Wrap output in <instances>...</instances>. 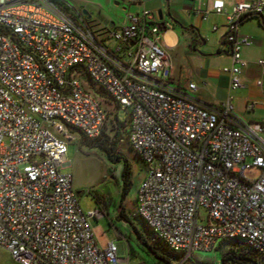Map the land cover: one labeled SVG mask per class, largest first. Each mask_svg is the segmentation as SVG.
Here are the masks:
<instances>
[{
  "label": "built area",
  "instance_id": "built-area-1",
  "mask_svg": "<svg viewBox=\"0 0 264 264\" xmlns=\"http://www.w3.org/2000/svg\"><path fill=\"white\" fill-rule=\"evenodd\" d=\"M63 3L0 0V249L10 264H131L114 242L99 248L89 220L104 211L84 213L62 171L67 145L98 138L108 120L88 85L127 112L129 145L146 167L136 214L155 237L186 258L240 241L264 264V119L247 124L232 96L213 106L191 95L194 83L173 84L162 45L172 24L156 12L127 13L98 32ZM213 10L228 21L222 72L240 89L242 49L253 40L239 26L264 13V0Z\"/></svg>",
  "mask_w": 264,
  "mask_h": 264
},
{
  "label": "rangeland",
  "instance_id": "rangeland-1",
  "mask_svg": "<svg viewBox=\"0 0 264 264\" xmlns=\"http://www.w3.org/2000/svg\"><path fill=\"white\" fill-rule=\"evenodd\" d=\"M63 1L77 7L81 11L86 10L91 16V19L88 20L89 26L98 32L105 26L106 20L114 22L116 26H120L123 17L127 13L135 12L128 9V3L119 0H114L116 3L119 2V5H108V8L113 11L110 16L105 11H98L99 9L95 8L97 6L95 4L99 0ZM172 41L171 32L165 33L163 37L164 45L170 46ZM87 88L97 93L108 115V120L100 139L106 138V136H109V139L113 137L116 115L120 121H124L122 124L124 136L118 143L111 159L107 158L97 147L101 143L100 140L86 141L77 136L76 142L67 145V162L70 164L63 168L62 171L72 175V187L84 213L96 208H101L104 211V217L89 220V225L99 248L105 249L108 243L114 242L117 246V256L126 258L127 252H129L131 264H157L150 250L140 242L135 233L136 230L141 234L143 241L150 249L154 248L157 253H162L159 248V240L151 233H147L144 222L136 215L137 186L144 177L146 167L128 144L127 112L123 109H115L114 104L105 99L96 87L88 85ZM117 154L127 159L129 164L128 193L124 199H122L124 162L114 161ZM258 175L259 171L256 168H250L245 172V177L249 180L256 179ZM121 209L124 210L128 221L119 218ZM228 247L229 243H225L217 251L209 253L195 252L188 258L181 254L180 258L173 261V264H223V255ZM10 263L9 253L0 249V264Z\"/></svg>",
  "mask_w": 264,
  "mask_h": 264
},
{
  "label": "crops",
  "instance_id": "crops-1",
  "mask_svg": "<svg viewBox=\"0 0 264 264\" xmlns=\"http://www.w3.org/2000/svg\"><path fill=\"white\" fill-rule=\"evenodd\" d=\"M217 1L223 3L224 11L228 13L236 2L252 0H135L128 4V9L135 11L133 13L143 9L154 11L172 24L167 32H171L173 41L166 46L162 39V45L171 60L173 84L194 83L196 90L191 95L213 106L232 96L233 111L240 120L247 124L260 122L264 119V70L258 62L264 60V13L245 17L240 23L238 33L252 37L253 43L242 49V57L248 63L241 75L243 87L233 90L229 77L222 72L231 60L225 41L228 21L225 14L214 12L213 5ZM112 4L119 5V2L99 0L95 8L110 16L113 11L108 5ZM105 22V26H116L109 20ZM123 23L124 17L121 25ZM258 81L261 86L257 85ZM249 104L253 109H247Z\"/></svg>",
  "mask_w": 264,
  "mask_h": 264
},
{
  "label": "trees",
  "instance_id": "trees-1",
  "mask_svg": "<svg viewBox=\"0 0 264 264\" xmlns=\"http://www.w3.org/2000/svg\"><path fill=\"white\" fill-rule=\"evenodd\" d=\"M53 1L60 6H64L63 0H53ZM107 100H109V99H107ZM114 106H115V109H120V107L118 105L114 104ZM127 121H128L127 141H128V135H129L128 117H127ZM123 122L124 121L119 120L117 115L115 116L114 135L111 139H109V136H106V138L100 139L102 137L104 131H102L101 135L94 140H88L84 137H81V138H83L86 141H98V140H100L101 143L99 145H97V147L99 148V150L101 152H103L107 156V158L111 159L113 157V154H114L116 148H117L118 143L121 141V139L124 136V133L122 131ZM128 144H129V141H128ZM114 161L115 162H120V161L124 162V167H123V172H122V178H123V182H124L123 191H122V199H124L126 194L128 193V184H129L128 182H129V173H130L129 164L127 162V159L122 157L120 154H117L115 156ZM137 217H139V216L137 215ZM119 218L128 221V218L124 214L123 209H121L119 212ZM144 225H145V223H144ZM145 230L147 231V233H151L153 236H155L152 233V231L146 225H145ZM135 233L137 234V237L139 238L140 242L142 244H144V246L147 247V249L150 250V252L153 255L154 259L156 260L157 264H173V261L180 258L181 253H176V252L170 250L161 241H159L160 242L159 248L162 251V253L161 254L157 253L154 248L150 249V247L148 245H146L145 241H143L141 234L139 232H137L135 230ZM225 243H229V247H228L227 251L225 252V254L223 255V259H222L223 264H263L260 255L251 246L247 245L246 243L240 242V241H228V242H224L223 244H225ZM220 248H221V246H220Z\"/></svg>",
  "mask_w": 264,
  "mask_h": 264
},
{
  "label": "water",
  "instance_id": "water-1",
  "mask_svg": "<svg viewBox=\"0 0 264 264\" xmlns=\"http://www.w3.org/2000/svg\"><path fill=\"white\" fill-rule=\"evenodd\" d=\"M82 14H83L84 16H86L87 19H90V18H91V16L88 14L87 11H82ZM158 15H159V18L161 19V15H160V14H158Z\"/></svg>",
  "mask_w": 264,
  "mask_h": 264
},
{
  "label": "flooded vegetation",
  "instance_id": "flooded-vegetation-1",
  "mask_svg": "<svg viewBox=\"0 0 264 264\" xmlns=\"http://www.w3.org/2000/svg\"><path fill=\"white\" fill-rule=\"evenodd\" d=\"M86 17V16H85ZM87 18V17H86Z\"/></svg>",
  "mask_w": 264,
  "mask_h": 264
}]
</instances>
